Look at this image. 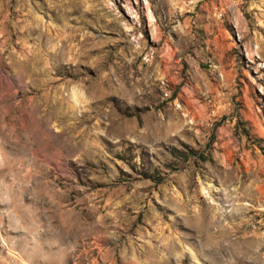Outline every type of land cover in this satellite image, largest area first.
Instances as JSON below:
<instances>
[{
  "label": "rangeland",
  "instance_id": "1",
  "mask_svg": "<svg viewBox=\"0 0 264 264\" xmlns=\"http://www.w3.org/2000/svg\"><path fill=\"white\" fill-rule=\"evenodd\" d=\"M0 264H264V0H0Z\"/></svg>",
  "mask_w": 264,
  "mask_h": 264
}]
</instances>
